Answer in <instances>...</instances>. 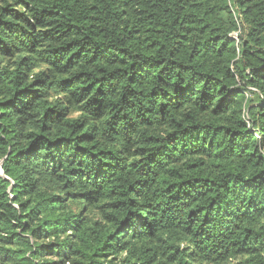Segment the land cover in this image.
<instances>
[{
  "label": "trees",
  "instance_id": "16d2710c",
  "mask_svg": "<svg viewBox=\"0 0 264 264\" xmlns=\"http://www.w3.org/2000/svg\"><path fill=\"white\" fill-rule=\"evenodd\" d=\"M0 264H264V0H0Z\"/></svg>",
  "mask_w": 264,
  "mask_h": 264
}]
</instances>
